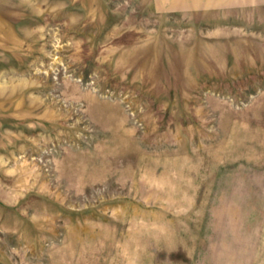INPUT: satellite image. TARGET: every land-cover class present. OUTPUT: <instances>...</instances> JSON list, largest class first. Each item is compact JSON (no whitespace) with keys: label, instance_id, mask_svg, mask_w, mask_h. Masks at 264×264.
Wrapping results in <instances>:
<instances>
[{"label":"rangeland","instance_id":"1","mask_svg":"<svg viewBox=\"0 0 264 264\" xmlns=\"http://www.w3.org/2000/svg\"><path fill=\"white\" fill-rule=\"evenodd\" d=\"M206 2L0 0V264H264V0Z\"/></svg>","mask_w":264,"mask_h":264},{"label":"crops","instance_id":"2","mask_svg":"<svg viewBox=\"0 0 264 264\" xmlns=\"http://www.w3.org/2000/svg\"><path fill=\"white\" fill-rule=\"evenodd\" d=\"M172 1H175L176 3L174 4V7H181V8H188L190 7V9H192L194 6V0H172ZM211 1V0H210ZM217 6H220V7H223V6H226V5H231L233 4V2H228V1H231V0H213ZM208 4L210 3L209 0H207ZM206 2V3H207ZM235 2V1H234ZM208 4H205V5H208ZM203 5V3H202Z\"/></svg>","mask_w":264,"mask_h":264}]
</instances>
